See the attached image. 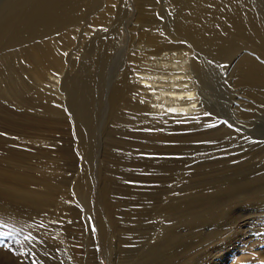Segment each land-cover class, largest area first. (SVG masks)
I'll return each mask as SVG.
<instances>
[{
	"label": "rangeland",
	"instance_id": "374dc122",
	"mask_svg": "<svg viewBox=\"0 0 264 264\" xmlns=\"http://www.w3.org/2000/svg\"><path fill=\"white\" fill-rule=\"evenodd\" d=\"M159 49L203 95L186 120L114 102ZM0 263L264 264V0H0Z\"/></svg>",
	"mask_w": 264,
	"mask_h": 264
},
{
	"label": "bare ground",
	"instance_id": "6f19581e",
	"mask_svg": "<svg viewBox=\"0 0 264 264\" xmlns=\"http://www.w3.org/2000/svg\"><path fill=\"white\" fill-rule=\"evenodd\" d=\"M184 5L187 6L186 1L183 2V6ZM186 15L183 19H181L178 22V25H180L182 28V32L179 33L178 36L181 38V40L183 42L186 43V45H188V47L185 48L186 51L190 52L191 54L192 53L195 54V52H194L195 50L197 52H200L203 50L208 51L206 48L207 47V45H206L207 41L205 40V39H207L206 38L207 36L203 35L204 28L201 26L199 18L197 16H192L189 13ZM54 16L56 17V15H54ZM146 16H145V18L148 17V16L147 17ZM53 26L54 25H52L50 23L45 28V33L50 38L52 36V32L54 29ZM142 37L144 39V42L147 43L148 45H149V43L153 44L154 46H156V45L160 46L161 45L162 48H164V50H165V42H163V40H161V38H159L158 36H153V37L151 36L150 37L149 34H146L145 36H142ZM261 41H263V40H261ZM58 42H59V39H58ZM57 45H59V44H57ZM253 46H256L258 48V50L262 49V47L259 48V46L255 43ZM161 51H163V50L159 49L158 51L149 52L150 59L148 58V60L153 62L155 64V66L159 67V69H161L162 71L160 73H157L156 76L142 75V74L135 75L133 78V80H135L134 82H136L135 88L126 89L125 87L122 86L123 88L121 89V91L118 92V94H115L114 102L116 105L120 104L121 101H123L124 94H127V95L130 94L131 97L129 99L127 96H126L127 98L126 97L125 98L128 99V101H130L135 108H138V110L140 109L141 111H144V113L145 112L149 113V116L152 120H160V119H169V120H174V121L175 120L176 121L177 120H186V119L190 118L192 115L196 114L195 112H200V111L204 110V108H201V107H204L203 95L198 91L197 83H195L192 80H188L189 79V78H187L188 76H184V77L181 76L182 79L181 78L179 79L178 77H172V74L174 75L176 70L170 68V66L174 62H177L176 61L177 57L171 58L172 54H164V55L162 54V56H160ZM51 53H52L51 49L49 47L48 48L45 47V50L43 49L42 52H37L36 56L40 57V55H41V57H42L41 59L43 61L44 60L47 61V63H50L48 65L50 67H52L53 65L51 66V64H53V62H55L56 56L52 55L53 53L52 54ZM222 54L223 53L221 50L220 55H222ZM184 57L186 58L187 56L184 55ZM243 57L246 58V56H243ZM220 58H222V57H220ZM246 61H248V60H246ZM169 64H171V65L169 66ZM62 65H63V63H62ZM253 65H254V63H253ZM36 68H39V66L37 65ZM167 69H171V71L167 70ZM243 69H242V71H243ZM46 71H47V74L46 75L44 74L45 76H43V78H42V76H40V78H42V79H44L46 76H48V78L52 79L49 81H45L48 84L47 86L49 87V88H46V90L53 92L55 95L58 96V98H62V99L66 98L67 97V94H66V92H67L66 91L67 77H66L65 72L64 71L60 72L59 76H54V75H52V70L49 67H48V70H45L44 72H46ZM166 71L167 72L169 71V72L167 73ZM135 72H138V71L137 70L133 71V73H135ZM244 79H245V77H244ZM247 80L253 81L254 80L253 76L248 75ZM126 82H127V80H126ZM118 90H120V89L118 88ZM112 97H113V95H112ZM52 98L55 99L54 97H52ZM135 98L142 100L144 103L141 104L140 101L136 100ZM49 100H50V98H49ZM56 100H58V99H56ZM155 100H157V101H155ZM58 101L63 102V100H61V99H59ZM114 102H113V104H114ZM149 104H154V106L151 107ZM47 123H51V122L48 120ZM193 131L194 130H191V132H193ZM164 132L160 133L158 135H163Z\"/></svg>",
	"mask_w": 264,
	"mask_h": 264
}]
</instances>
